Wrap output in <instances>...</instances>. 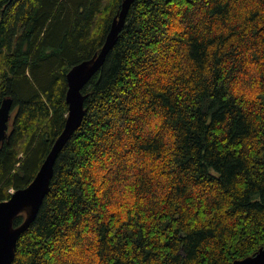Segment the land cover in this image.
Instances as JSON below:
<instances>
[{"label": "trees", "instance_id": "16d2710c", "mask_svg": "<svg viewBox=\"0 0 264 264\" xmlns=\"http://www.w3.org/2000/svg\"><path fill=\"white\" fill-rule=\"evenodd\" d=\"M123 0H0V201L63 129L66 73ZM12 264H232L264 247V0H134ZM24 219L18 215L14 225Z\"/></svg>", "mask_w": 264, "mask_h": 264}, {"label": "water", "instance_id": "95a60500", "mask_svg": "<svg viewBox=\"0 0 264 264\" xmlns=\"http://www.w3.org/2000/svg\"><path fill=\"white\" fill-rule=\"evenodd\" d=\"M133 1H122L120 11L113 18L100 50L90 59L72 66L66 73L67 117L62 131L55 139L34 179L28 186L17 189L7 200L0 201V264H12L20 235L33 222L44 197L49 193L55 160L78 129L85 115L84 100L86 95L82 93V88L101 68L107 53L117 41ZM12 110V100L10 98L3 99L0 103V144L7 138L10 121L13 119ZM23 213L25 214L23 221L15 226V218ZM232 264H264V247L251 256L233 261Z\"/></svg>", "mask_w": 264, "mask_h": 264}, {"label": "rangeland", "instance_id": "374dc122", "mask_svg": "<svg viewBox=\"0 0 264 264\" xmlns=\"http://www.w3.org/2000/svg\"><path fill=\"white\" fill-rule=\"evenodd\" d=\"M104 40H105V39H104ZM103 43H104V42H103ZM102 45H103V44H102ZM102 45H101V47H102ZM13 108H14V106H13ZM15 112H16V109H13V110L11 111V115L14 116ZM33 179H34V178H33ZM14 191H16V190H13V189L9 190L10 193H13ZM23 216H25L24 213H23Z\"/></svg>", "mask_w": 264, "mask_h": 264}, {"label": "bare ground", "instance_id": "6f19581e", "mask_svg": "<svg viewBox=\"0 0 264 264\" xmlns=\"http://www.w3.org/2000/svg\"><path fill=\"white\" fill-rule=\"evenodd\" d=\"M66 117H67V115H66ZM65 120H66V119H65ZM58 136H59V135H58ZM58 136H57V137H58ZM14 192H15V191H14ZM14 192H13V193H14ZM11 194H12V193H11Z\"/></svg>", "mask_w": 264, "mask_h": 264}, {"label": "flooded vegetation", "instance_id": "af4514ba", "mask_svg": "<svg viewBox=\"0 0 264 264\" xmlns=\"http://www.w3.org/2000/svg\"><path fill=\"white\" fill-rule=\"evenodd\" d=\"M11 122V121H10ZM10 126V125H9Z\"/></svg>", "mask_w": 264, "mask_h": 264}]
</instances>
